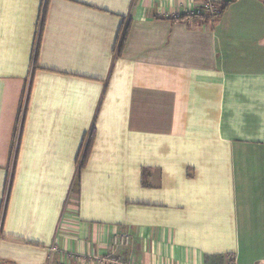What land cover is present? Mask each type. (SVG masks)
Wrapping results in <instances>:
<instances>
[{"label":"crops","instance_id":"1","mask_svg":"<svg viewBox=\"0 0 264 264\" xmlns=\"http://www.w3.org/2000/svg\"><path fill=\"white\" fill-rule=\"evenodd\" d=\"M199 4L0 0V264L262 263L264 0Z\"/></svg>","mask_w":264,"mask_h":264},{"label":"trees","instance_id":"2","mask_svg":"<svg viewBox=\"0 0 264 264\" xmlns=\"http://www.w3.org/2000/svg\"><path fill=\"white\" fill-rule=\"evenodd\" d=\"M234 0H230V1H227L226 3H223V5L220 7V10H219V13L218 15H216V17H220L221 14L225 11V9L227 8V6L229 4H231ZM215 17V18H216ZM207 20H209L210 18H205ZM127 31H128V25L127 27L124 29L122 35H121V38L119 40V44H118V53H117V56L120 55V52L123 48V44H124V40H125V37H126V34H127ZM36 54H37V45L34 46V51H33V57H34V60H32V67L34 66L35 64V59H36ZM28 88V85L27 87ZM24 101V100H23ZM26 101V100H25ZM25 101L23 102V104L25 103ZM24 106L22 107V110H23ZM22 112H20V115L22 116ZM92 136H93V133H91L90 135V138L88 139L87 141V145L86 147L84 148V150L82 151V154H81V158L80 160H78V166H77V169L78 171L81 170L84 165H85V162H86V159L88 157V154H89V150H90V146H91V142H92ZM16 147L14 148V151L12 150V153H13V156H12V165H11V169H9V172H8V178H7V183H6V188H5V199L3 201V206L6 204V201H7V198H8V194L10 192V188H11V183H12V176H13V169H14V166H15V159H16V151L15 150ZM3 216V214H2ZM0 222H2V218L0 219Z\"/></svg>","mask_w":264,"mask_h":264},{"label":"built area","instance_id":"3","mask_svg":"<svg viewBox=\"0 0 264 264\" xmlns=\"http://www.w3.org/2000/svg\"><path fill=\"white\" fill-rule=\"evenodd\" d=\"M199 6L198 8H195L193 10L190 9L188 12L192 14L194 17H203V18H214L216 15H218L220 7L223 5V3H226L229 0H198ZM127 241L126 235H122L120 238V242H124V244ZM97 264H122L119 261L116 260H110L107 258H97L96 261ZM261 264H264V260Z\"/></svg>","mask_w":264,"mask_h":264}]
</instances>
